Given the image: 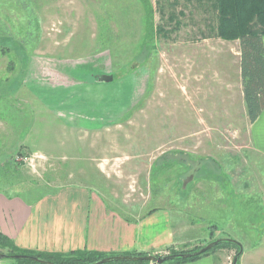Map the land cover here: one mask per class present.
<instances>
[{"label": "rangeland", "instance_id": "374dc122", "mask_svg": "<svg viewBox=\"0 0 264 264\" xmlns=\"http://www.w3.org/2000/svg\"><path fill=\"white\" fill-rule=\"evenodd\" d=\"M149 1L159 30L147 50L139 0H0V190L33 198L86 184L129 218L161 208L145 219H160L161 237L173 235V249H152L159 256L194 253L188 251L220 237L242 249L261 244L264 253V235L255 236L260 195L252 190L264 186V160L250 147L238 40L211 36L214 0ZM39 53L101 54L92 68L114 75L138 69L140 98L108 130H64L23 87L29 58ZM210 254L232 264L236 248L219 245ZM0 264L29 263L8 257Z\"/></svg>", "mask_w": 264, "mask_h": 264}, {"label": "crops", "instance_id": "0c3cea01", "mask_svg": "<svg viewBox=\"0 0 264 264\" xmlns=\"http://www.w3.org/2000/svg\"><path fill=\"white\" fill-rule=\"evenodd\" d=\"M39 54L29 58L23 87L41 101L40 113L50 117L64 130L85 134L108 130L126 116L140 98L135 95L140 75L133 74L138 69L114 75L112 70L106 72L92 68L102 63L101 54L76 59ZM88 71L97 73L85 79L75 77L76 73ZM29 126L24 127L26 131ZM248 131L251 150L256 152V157L259 155L264 160V110L254 122H249ZM252 190L260 195L257 205L262 223L255 225V236L262 238L264 186ZM149 210L153 211L141 219L124 216L86 184L61 185L33 198L0 190V233L10 238L17 247L34 251L88 249L110 255H125L128 252L156 255L152 249L158 246L173 249V235L168 231L165 236L159 234L161 231L157 225L160 224L157 223L160 219L145 223V219L162 211L161 208ZM147 227H156V231L149 232ZM260 246L243 248L238 264H264ZM183 264L217 263L209 254Z\"/></svg>", "mask_w": 264, "mask_h": 264}, {"label": "trees", "instance_id": "16d2710c", "mask_svg": "<svg viewBox=\"0 0 264 264\" xmlns=\"http://www.w3.org/2000/svg\"><path fill=\"white\" fill-rule=\"evenodd\" d=\"M139 1L142 4L144 14V30L141 45L148 50L151 48L153 35H155L159 29L157 26H154L153 23V7L150 1ZM214 2L218 15L217 25L211 36L224 40H238L239 76L242 86L243 102L246 109V116L249 122L252 123L264 110V0H214ZM152 211L153 210H150L149 212ZM0 244L8 248V253L4 258H12L13 254H27L56 264H89L104 257L112 256L100 251L88 249H73L68 252L21 249L17 247L10 238L1 233ZM219 245H231L236 248L238 257L241 254L238 252L239 246L236 243L224 240L208 250L189 256L181 255L185 253V251H172L169 254H173L174 256L166 260V262L182 263L194 260L202 255L210 254ZM201 247L202 246L195 247L188 252L200 250ZM125 255L145 254L128 252L125 253ZM15 260L29 264H46L31 259L17 258ZM105 264L155 263L144 260H108Z\"/></svg>", "mask_w": 264, "mask_h": 264}, {"label": "water", "instance_id": "95a60500", "mask_svg": "<svg viewBox=\"0 0 264 264\" xmlns=\"http://www.w3.org/2000/svg\"><path fill=\"white\" fill-rule=\"evenodd\" d=\"M224 240L232 241V242L236 243L239 246V252L242 251L241 244L238 241H236L234 239H231V238L220 237V238H217V239H214V240L208 242L200 250H198V251H196L194 253H183L181 255L182 256H189V255H192V254H196V253L208 250V249L212 248L214 245H216L219 242L224 241ZM173 256H174L173 254H168V255H164V256H157V255H154V254H145V255H121L120 254V255L107 256V257H104V258H102V259H100L98 261H95V262L89 263V264H103V263H105L108 260H133V261L144 260V261H149V262H154V263H157V264H161V263H163L164 261L168 260L169 258H171ZM4 257H5L4 254H0V258H4ZM12 258H15V259H17V258L31 259V260L39 262V263L56 264L54 262L47 261V260H44V259H40V258H38L36 256H30V255H27V254H13ZM237 259H238V254H236L234 256L232 264H237Z\"/></svg>", "mask_w": 264, "mask_h": 264}, {"label": "built area", "instance_id": "2783aa9c", "mask_svg": "<svg viewBox=\"0 0 264 264\" xmlns=\"http://www.w3.org/2000/svg\"><path fill=\"white\" fill-rule=\"evenodd\" d=\"M21 161H23L24 163H27L29 165H33V158L32 157L24 155L21 157Z\"/></svg>", "mask_w": 264, "mask_h": 264}]
</instances>
